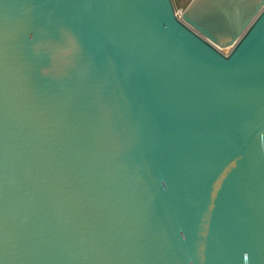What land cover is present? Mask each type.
<instances>
[{
    "label": "water",
    "instance_id": "water-1",
    "mask_svg": "<svg viewBox=\"0 0 264 264\" xmlns=\"http://www.w3.org/2000/svg\"><path fill=\"white\" fill-rule=\"evenodd\" d=\"M0 264H264V0H0Z\"/></svg>",
    "mask_w": 264,
    "mask_h": 264
},
{
    "label": "rangeland",
    "instance_id": "rangeland-1",
    "mask_svg": "<svg viewBox=\"0 0 264 264\" xmlns=\"http://www.w3.org/2000/svg\"><path fill=\"white\" fill-rule=\"evenodd\" d=\"M188 0H172L174 9L179 12Z\"/></svg>",
    "mask_w": 264,
    "mask_h": 264
}]
</instances>
